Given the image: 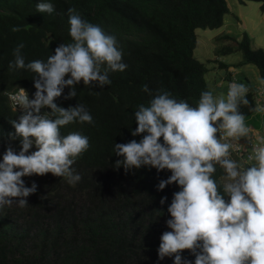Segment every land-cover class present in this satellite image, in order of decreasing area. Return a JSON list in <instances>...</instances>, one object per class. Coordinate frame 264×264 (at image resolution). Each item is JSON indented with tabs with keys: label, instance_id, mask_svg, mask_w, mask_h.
Here are the masks:
<instances>
[{
	"label": "trees",
	"instance_id": "trees-1",
	"mask_svg": "<svg viewBox=\"0 0 264 264\" xmlns=\"http://www.w3.org/2000/svg\"><path fill=\"white\" fill-rule=\"evenodd\" d=\"M40 2L0 0V162L9 145L20 151V140H10L8 134L15 132L10 122L18 121L22 113L12 110L6 94L23 88L32 99L36 92L35 73L9 70L20 44L26 64L47 62L61 43L73 42L68 10L74 8L82 19L116 37L127 67L122 72L109 70L111 83L103 88L81 81L75 98L64 99L70 91L65 88L55 100L65 109L79 103L93 117L91 124L76 121L60 130L64 136L79 132L88 138L89 147L72 166L81 179L70 184L52 173L22 178L27 187L35 183L37 190L25 198L26 207L0 209V264H174V257L159 260L158 249L162 234L171 231L167 209L174 192L180 190L178 185L158 191L159 181L171 175L167 170L158 173L143 166L126 173L123 167L116 169L123 157L115 155L114 145L142 139L131 132L137 127V106H148L152 99L143 91L145 85L153 95L164 89L193 107L202 91H212L206 80L208 68L194 55L196 32L224 26L230 13L227 0H47L54 6L52 14L39 13ZM238 2L259 3L264 9V0ZM17 26L21 31L13 32ZM216 43L217 57L240 52L243 64L255 66L264 84V50H254L248 34L241 41L219 37ZM106 68L102 65V72ZM248 89L249 103H241L238 109L245 118L252 117L258 106L257 90ZM45 112L51 109H42ZM36 150L33 144L29 154ZM213 164V179L224 194L225 171L219 163ZM162 197H167L163 206ZM181 256L194 264L195 256L189 251Z\"/></svg>",
	"mask_w": 264,
	"mask_h": 264
},
{
	"label": "clouds",
	"instance_id": "clouds-1",
	"mask_svg": "<svg viewBox=\"0 0 264 264\" xmlns=\"http://www.w3.org/2000/svg\"><path fill=\"white\" fill-rule=\"evenodd\" d=\"M36 7L39 13L55 11L47 0H41ZM68 14L72 43H61L47 62L35 60L27 64L20 44L14 50V61L9 63L10 71L27 69L36 74V92L32 99L23 88L18 94H9L22 109L19 120L10 122L15 132L8 134L10 140H20V151L17 153L9 145L0 162V209L28 205L25 198L36 192L37 185L27 187L23 177L52 173L67 178L70 184L81 179L72 166L89 147L88 138L79 132L64 136L60 130L76 121L91 124L93 117L79 103L65 109L55 100L65 88L70 91L64 99L75 98L81 81L85 86L95 82L103 88L111 83L109 70L122 72L127 67L122 63L123 53L115 36L82 19L74 8ZM12 31L21 28L13 27ZM104 64L107 68L102 72ZM143 91L152 99L148 106H137V127L131 132L142 139L115 143V155L123 157L115 168L123 167L126 173L143 166L155 168L158 173L167 170L171 175L159 181L158 191L169 185L180 189L174 192L167 209L171 219L166 223L171 231H165L160 238L159 260L174 257V264H193L181 256L187 250L195 256L194 264H264V146L253 147L250 159L256 163L245 168L225 159L233 145L222 142L225 138L247 136L250 131L238 110L241 103H249L248 87L232 82L226 98L223 94L214 96L210 90L202 91L195 107L185 100L178 101L164 89L153 95L145 85ZM45 108H50L51 113H42ZM253 111L264 112V107L258 105ZM218 132L223 133L219 139ZM33 144L37 150L29 154ZM213 162L221 164L227 174L224 194L213 179ZM166 201L167 197H162L160 204Z\"/></svg>",
	"mask_w": 264,
	"mask_h": 264
},
{
	"label": "crops",
	"instance_id": "crops-1",
	"mask_svg": "<svg viewBox=\"0 0 264 264\" xmlns=\"http://www.w3.org/2000/svg\"><path fill=\"white\" fill-rule=\"evenodd\" d=\"M227 3L230 13L225 16L224 26L221 29L217 30V34L215 35L214 33L202 34L204 35L205 39L206 38L208 39L207 41L208 43L204 45V48H208V46H210L211 48V52L209 53L210 56H204V61L197 59L201 63L210 64V66L207 67L208 73L206 75V80L210 86V89L213 92V95L219 96L220 94H223L225 98L227 97V92L229 90V81L231 80L232 76L237 77L239 83H243L247 87L252 86L257 91H262L264 89V84L257 68L251 65L243 64L242 59H240L238 62L227 59V57L231 55L220 58L216 56V49H217L216 40L219 37L227 36L234 38L238 41H241L244 37V34L247 33L246 28L242 26V22L238 18V16L235 17V15L232 14V7L230 5V0H227ZM238 23L241 24V27L243 28L239 29ZM196 33L198 38V46L194 53L195 58H196V53L197 51H199L201 44L198 30ZM249 36L251 37V39H253L251 34H249ZM224 45L227 46L229 45V43H224ZM252 47H254L253 44ZM253 49L255 50V48ZM262 107H264V105H262ZM245 124L250 131L247 134V136L235 139L236 142H238L240 145H247L251 141H260L263 142L264 144V112H256L252 117L245 118ZM255 163L256 161L250 163L249 165H254Z\"/></svg>",
	"mask_w": 264,
	"mask_h": 264
},
{
	"label": "rangeland",
	"instance_id": "rangeland-1",
	"mask_svg": "<svg viewBox=\"0 0 264 264\" xmlns=\"http://www.w3.org/2000/svg\"><path fill=\"white\" fill-rule=\"evenodd\" d=\"M230 5L232 7V14L235 15V17L238 16V18L242 22V26L244 28H246L247 33H245V34H248V35L251 34L252 35V37H253L252 44L254 46L252 48H255V50L256 49L257 50H259V49L264 50V9H263V5L259 4V3H254V2H248L244 5H242L238 2V0H234V1L230 0ZM235 21H236V19H235ZM243 27H241V24L238 23L239 29H241ZM203 33H214V35H215V34H217V30H213V31L212 30H206V31L205 30H198V34H199L201 44H200L199 51H197V53H196V59L202 60V61H204V56H210L209 53L211 52L210 46H208V48H204V45L206 43H208L207 42L208 39L207 38L205 39L204 35H202ZM245 34H244V36H245ZM232 39H234V38H232ZM227 59L234 60V61L238 62L240 59L243 60V55L240 52H237V53L232 54L231 56L227 57ZM205 65L207 67L210 66V64H208V63H205ZM253 67H255V66H253ZM226 159H232V160L236 161L237 163L241 164L245 168L252 166V165L245 163L242 159H238L237 156H235L230 150H229V154L226 157ZM226 175L227 174L225 172V176L223 178V184H225L227 182Z\"/></svg>",
	"mask_w": 264,
	"mask_h": 264
},
{
	"label": "built area",
	"instance_id": "built-area-1",
	"mask_svg": "<svg viewBox=\"0 0 264 264\" xmlns=\"http://www.w3.org/2000/svg\"><path fill=\"white\" fill-rule=\"evenodd\" d=\"M239 83V80L237 77L232 76L231 80L229 81V85L232 83ZM19 93V89L16 91H12L6 94L9 104L12 108V110L16 113H22V109L19 108V105L12 101L9 98V94H18ZM28 94V93H27ZM29 96V95H28ZM256 101H257V105L261 106L264 105V89L262 91H257V95H256ZM223 135L222 132L219 133V138ZM222 142H227L233 145V148L230 149V151L237 156L238 158L242 159L245 163H253L255 160L254 159H250V157H252L254 155L252 149L253 147H260V146H264L263 142L260 141H251L249 142V144L247 145H240L238 142H236L235 139L233 138H225Z\"/></svg>",
	"mask_w": 264,
	"mask_h": 264
}]
</instances>
